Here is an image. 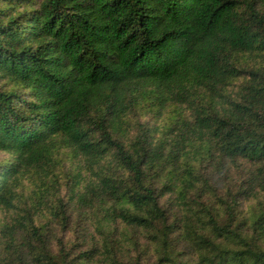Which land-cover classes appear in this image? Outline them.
<instances>
[{"label":"trees","instance_id":"1","mask_svg":"<svg viewBox=\"0 0 264 264\" xmlns=\"http://www.w3.org/2000/svg\"><path fill=\"white\" fill-rule=\"evenodd\" d=\"M0 153V264H264V0H0Z\"/></svg>","mask_w":264,"mask_h":264},{"label":"rangeland","instance_id":"2","mask_svg":"<svg viewBox=\"0 0 264 264\" xmlns=\"http://www.w3.org/2000/svg\"><path fill=\"white\" fill-rule=\"evenodd\" d=\"M167 111H168V115H169L170 111L169 110H167ZM180 111H183V109H180ZM164 115L166 116V113L165 114L162 113V116H164ZM64 152L66 153L68 158H66L67 160L64 163L63 174H71L72 171L75 170L74 168L78 164V161L74 157L71 158V156H72L71 151L64 150ZM5 159H7V155L0 153V163H2ZM218 170H221V169L220 168L218 169L216 167L209 165L207 174H208V178L210 180V182H209L210 185L212 186V188H214V189L216 188L219 192L221 191L219 189H223L230 182H232L234 180H238L241 176V174L234 167H230L229 172L227 171V166H225V168L223 169V173L221 171H218ZM3 218H5V215L3 212L0 211V220H2Z\"/></svg>","mask_w":264,"mask_h":264}]
</instances>
